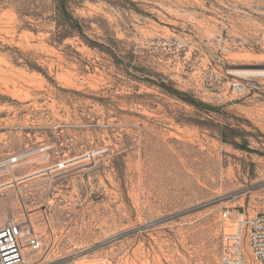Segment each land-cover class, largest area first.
Masks as SVG:
<instances>
[{
	"label": "rangeland",
	"instance_id": "374dc122",
	"mask_svg": "<svg viewBox=\"0 0 264 264\" xmlns=\"http://www.w3.org/2000/svg\"><path fill=\"white\" fill-rule=\"evenodd\" d=\"M263 69L264 0H0V226L28 264H220L264 211Z\"/></svg>",
	"mask_w": 264,
	"mask_h": 264
},
{
	"label": "built area",
	"instance_id": "2783aa9c",
	"mask_svg": "<svg viewBox=\"0 0 264 264\" xmlns=\"http://www.w3.org/2000/svg\"><path fill=\"white\" fill-rule=\"evenodd\" d=\"M28 226L18 222L0 226V264H28L24 257L27 238L31 250L42 247L41 238ZM250 258L264 264V211L241 214L234 232L223 235L220 264H250Z\"/></svg>",
	"mask_w": 264,
	"mask_h": 264
},
{
	"label": "trees",
	"instance_id": "16d2710c",
	"mask_svg": "<svg viewBox=\"0 0 264 264\" xmlns=\"http://www.w3.org/2000/svg\"><path fill=\"white\" fill-rule=\"evenodd\" d=\"M60 8L61 15L64 16V18L67 20V28L62 29V33H64V35H67L71 33V31L74 29H78V31H81V26L78 24V21L74 19L72 14L68 11L64 1L61 2Z\"/></svg>",
	"mask_w": 264,
	"mask_h": 264
},
{
	"label": "bare ground",
	"instance_id": "6f19581e",
	"mask_svg": "<svg viewBox=\"0 0 264 264\" xmlns=\"http://www.w3.org/2000/svg\"><path fill=\"white\" fill-rule=\"evenodd\" d=\"M245 70H247V69H245ZM255 70H257V69H255ZM261 70V69H260ZM244 71V70H243ZM246 72V71H245ZM250 72H253V73H262V75H264V69H263V71H247L246 73H250ZM252 75V74H251ZM5 186H0V191L4 188ZM25 260H27L26 259V252H25Z\"/></svg>",
	"mask_w": 264,
	"mask_h": 264
}]
</instances>
